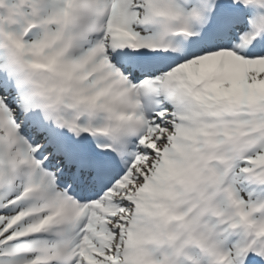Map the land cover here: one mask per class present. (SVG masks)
Masks as SVG:
<instances>
[{
	"label": "snow or ice",
	"instance_id": "snow-or-ice-1",
	"mask_svg": "<svg viewBox=\"0 0 264 264\" xmlns=\"http://www.w3.org/2000/svg\"><path fill=\"white\" fill-rule=\"evenodd\" d=\"M0 264H264V0H0Z\"/></svg>",
	"mask_w": 264,
	"mask_h": 264
}]
</instances>
